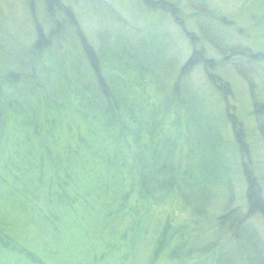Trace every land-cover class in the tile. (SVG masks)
Returning a JSON list of instances; mask_svg holds the SVG:
<instances>
[{
  "label": "trees",
  "instance_id": "16d2710c",
  "mask_svg": "<svg viewBox=\"0 0 264 264\" xmlns=\"http://www.w3.org/2000/svg\"><path fill=\"white\" fill-rule=\"evenodd\" d=\"M83 1L116 16L96 41L82 27L75 0H21L23 34L0 8V199L5 194L13 210L40 221L47 237L64 209L90 205L89 194L96 196L91 209L103 205L107 217V207L119 202L115 218L128 219L131 240L143 220L158 213L152 205L164 208L169 201L177 211L190 209L188 221L175 223L168 215L160 222L151 260L161 243L187 248L189 237L211 236L212 228L201 230V224L213 200L225 211L213 226L217 239L237 236L231 221L264 210V0H234L241 8L231 15L219 0H128L153 19L144 24L136 22L138 13L128 19L117 8L102 10L109 3ZM172 26L188 41L183 61ZM196 66L213 94L191 81L160 79L166 71L181 79ZM150 78L160 84L158 96L146 95ZM239 86L246 90V109L234 100ZM238 184L247 196L240 212L230 189ZM35 190L46 192L45 201ZM8 215L0 213V255L22 257L25 226ZM244 224L255 231L248 220ZM16 229L22 232L17 238ZM246 245L244 264H264L261 240L253 236ZM53 255L30 259L56 264Z\"/></svg>",
  "mask_w": 264,
  "mask_h": 264
},
{
  "label": "rangeland",
  "instance_id": "374dc122",
  "mask_svg": "<svg viewBox=\"0 0 264 264\" xmlns=\"http://www.w3.org/2000/svg\"><path fill=\"white\" fill-rule=\"evenodd\" d=\"M87 1L89 2L91 0ZM92 1L102 6H104L103 3H109L110 8L102 10H114V8L115 10L118 9V14H128V19L130 17H135L138 13V15L136 16L139 17L136 21L138 24H144L145 19H152L150 16L145 15L144 12H138L136 8L131 5V1L129 2L128 0ZM85 2L86 1L83 0H75L74 5L76 7L78 6L77 9L80 13L79 18L82 27L87 30L89 37L92 40L96 41V38L98 37V31L101 30L107 32V29H110L114 25L112 21L116 19V16L113 15L114 11L106 14L104 11L95 10L90 5L87 6ZM218 2L220 4L219 7H221L224 11L230 13V15L235 14L236 10L238 11V9L241 8V5H236L234 0H219ZM80 3H82V6L80 5ZM124 4L128 7L127 11L130 12V9H133L134 11H131L130 13L124 11ZM0 8L15 19L14 23L16 24L17 29L20 30V34L26 32L27 23L25 20L21 0H0ZM167 25L164 26L168 27ZM172 27L174 28L170 27L171 31L174 35H177L176 37L180 46L178 57L182 59L181 61H183L188 55L187 51L185 50V47L188 46V41L186 37L181 35V31L176 26ZM172 29L175 31H173ZM111 31L113 32V29ZM21 36L23 37V35ZM175 52L177 53L176 50ZM227 73L228 70H226V74ZM162 74V78H160L162 79V82L165 80L174 83L176 81L183 82L187 80L191 81L197 87L199 86V88L203 87L209 89V93L211 92L210 94L214 93V89L207 82L206 74L201 67L196 66L187 73L188 75H186L185 77L183 76L181 79L180 77H178L179 73H175L172 76L169 72L166 71ZM215 75L217 76V74ZM227 76L230 77L231 80L234 79V75L232 73H229ZM151 79L152 78H150L149 80L151 84L149 83L145 87L147 91L146 95H151L152 97H154L155 95L158 96L159 92H157V89L160 88V84H158L157 81L154 82ZM157 84L159 85V87ZM236 90H234V100H236V102L238 101L240 106H243L246 109V105L249 104V101L246 97V90H244L240 86L237 87ZM210 110H213V108H211ZM174 116L176 117L175 112ZM176 133L181 134V128L177 129ZM256 145L260 147L255 150L256 152L257 150L262 149L260 144ZM179 152L182 153L181 149H179ZM181 158L182 157H180V159ZM71 172L72 174L78 175L79 171L78 168H72ZM1 185L3 184L0 183V188ZM87 186L88 185H86L84 189H86ZM69 188H71V186ZM230 189L233 192V196H231V199L233 200L234 210L240 212L245 207V201L247 197L244 194V187L243 185L238 184L237 187L234 188L232 186V188L230 187ZM262 190L263 192L261 195L264 202V186H262ZM36 192L37 195L40 196V199L38 201H40V203L41 201H45L44 198L46 196V192L44 190H37ZM69 193L73 195L74 198L76 197L73 191H69ZM5 198V194H3L2 200L0 199V213L10 214L8 216H11L12 220H15V217H17L18 220L16 225H18V227L24 224L26 232L24 233L23 238H19V241L22 246H25L28 249L25 248V255H23L22 257L17 256L9 259L8 256H3V254L0 255V264H32L33 260L30 259L31 257L32 259H36V257H38L37 255L40 254L42 258L43 256L47 258V256L50 254L52 256V253H54L53 256H55L52 259L56 260V264H229L232 259H235L233 260L234 264H244V261L240 258L244 256V254H242L244 252L243 248H245V250L247 251L246 243L249 238L252 239L253 236H256V239H260L264 245V210H262L261 213H259L260 211L258 212V214L255 213L250 219H245V221L248 220L249 223L253 224L255 228L254 232H250L249 226L247 224H244L245 221H242L240 223L237 222L238 224L235 221H231L230 226L234 227L237 236H232L231 238H229L226 236V234L222 233V237L220 239H217L215 235L216 232L214 231L213 226L216 224V218L220 214L225 212L223 211L224 205L219 200H213V202L210 201L207 208L208 211L204 212L205 220H208V222H203V224H201L204 227L201 230L208 232V229L212 228V231L210 232L211 236L214 238H212L209 234L208 236L210 238L208 236V238L206 236H195L197 241H199V244L206 246L201 247V249L198 247V249L197 246H195L198 244V242H195V238L192 236L189 237V240H186L185 245H187V248L185 246L174 248L173 242L166 241V244L163 245L161 243L159 245V248L156 251L155 259L151 260V256L154 250V244H152V241L155 240L156 234L160 227V222H166L168 215H172L171 220L173 222L175 221V223H177V221H188L191 216L190 209L182 210V212L177 211L176 208L174 209L172 207L169 201H166L167 204L163 206L164 208H159L158 206L153 207L154 205H152L153 210L158 213L151 214L149 217H147L148 219L143 220L141 224L142 229L140 230V234L137 233L135 239L131 240V233H127L129 224L128 219L125 220L126 222H122L121 218H115L117 213L114 210L116 209L119 202L117 204H114L113 207H107V209H110L108 213L110 217H107L106 212L103 213V205L99 207L98 204L96 206H93V209H91L90 205H94L96 196L89 194L88 198L90 205L86 207L85 202L80 201L72 204L76 209H74L73 212H68L66 209H64L61 223L59 225H56L57 227L53 226L52 234L54 236L47 237V231H45L44 233L45 236L43 234L44 230L40 225V221H29L31 220V216L29 219V214H23L24 212H20L19 208H15V210H13V203L11 202L10 204H8L10 199L8 198L6 199L7 201H5ZM74 198H72L71 203L73 202ZM130 200H132L131 197ZM27 209L30 210L31 208ZM156 229L158 230L156 231ZM21 233L22 232L19 231V229H16L14 230L12 235L16 236L17 238L21 235ZM53 237H55L54 240H52ZM243 239H245L246 242ZM201 241L202 243H200ZM41 249H43V251L47 250V254L41 251ZM186 249H188L189 252ZM27 252H29L28 254H30L31 257H28ZM181 255L185 257V262L183 263H180L178 261V259H182V257H179ZM237 257L238 259H236ZM48 260H51V258ZM249 263L252 264V262ZM255 263L259 264V261L256 259Z\"/></svg>",
  "mask_w": 264,
  "mask_h": 264
}]
</instances>
